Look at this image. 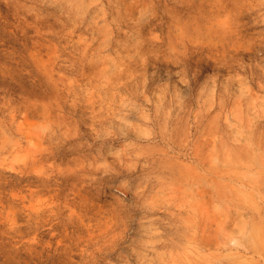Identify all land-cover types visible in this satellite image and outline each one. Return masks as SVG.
Here are the masks:
<instances>
[{"label": "rangeland", "instance_id": "rangeland-1", "mask_svg": "<svg viewBox=\"0 0 264 264\" xmlns=\"http://www.w3.org/2000/svg\"><path fill=\"white\" fill-rule=\"evenodd\" d=\"M0 264H264V0H0Z\"/></svg>", "mask_w": 264, "mask_h": 264}, {"label": "bare ground", "instance_id": "bare-ground-1", "mask_svg": "<svg viewBox=\"0 0 264 264\" xmlns=\"http://www.w3.org/2000/svg\"><path fill=\"white\" fill-rule=\"evenodd\" d=\"M156 176V175H155ZM175 180V179H174ZM115 190H122L123 184L121 182L115 184V186H113ZM123 192V191H122Z\"/></svg>", "mask_w": 264, "mask_h": 264}]
</instances>
